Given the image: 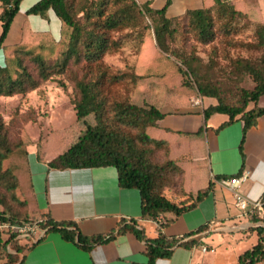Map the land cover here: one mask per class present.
I'll use <instances>...</instances> for the list:
<instances>
[{"label": "trees", "instance_id": "obj_1", "mask_svg": "<svg viewBox=\"0 0 264 264\" xmlns=\"http://www.w3.org/2000/svg\"><path fill=\"white\" fill-rule=\"evenodd\" d=\"M20 2L21 0H0V50L4 55V63L0 65V97L23 95L33 91L53 76L64 74L70 66L100 62L106 53L116 51L122 45L120 40H111L110 33L118 28L130 26L136 20L142 19L145 14L157 19V24L153 27L154 39L158 49L163 53L168 52L165 38L167 33L171 34L170 25L175 20L186 19L198 38L206 42L214 33L212 11L222 18L235 19L243 16L241 12L220 0H211L201 9L186 11L175 18L165 16L170 0H167L159 10L150 8L148 4L139 5L135 0H120L111 12L107 11L110 0L95 2L39 0L26 14L45 18L47 12L51 10L60 21L59 38L55 40L49 33H34L23 27L21 42L4 47L12 21L19 11ZM80 14L82 15L79 16ZM255 33L257 44L264 49V24L259 25ZM146 60L145 63H148ZM179 60L186 68L185 71L175 65L182 79L184 87L182 91L191 88L202 98L217 100V104L209 105L202 110L204 122L214 114H223L228 117V121L220 126L223 128L238 119L243 123V141L257 118L264 115V106H258L260 97L264 95V55L257 65L247 61H236V65L252 78L255 85L251 91L241 90L239 100L234 105L220 99L210 82L200 80L187 60L183 58ZM99 73L95 79L82 78L75 82V116L77 122L82 123V132L76 141L58 154H55L54 148H48L41 153L37 147L36 161L39 163L47 161V167L56 170L113 167L120 188L138 191L141 218L155 220L162 217L157 236L148 238L144 229L138 226L137 220L121 219L117 228L108 234L87 237L81 234L72 222H55L48 216L37 215L31 209V203H28L26 196L21 194L26 188L31 192L28 153L24 146L19 147L18 143H10L1 120L0 220L8 219L13 223L40 222L44 233H57L65 242L75 244L87 252L94 246L113 240L117 235L129 232L144 243L146 264H155L158 259L169 258L175 247L188 249L200 245L199 234L206 226L199 227L182 237L167 238L161 233L162 228L195 208L211 188V183L203 190L192 188L195 170L189 167L197 162L195 158L200 152L198 142L203 135V128L194 134H188L164 130L158 126V121L164 116L160 111L162 102H170L174 109L189 105L190 102L186 100L184 103V100L171 98V92L166 87L151 85L149 92L151 98H158L156 103L143 106L128 102L109 103L101 90L107 76L104 71ZM189 79H193L194 87ZM110 80L118 82L123 80V77L113 76ZM250 103L253 106L248 109ZM90 116L94 123L87 121ZM128 130L136 132L131 135ZM178 144L181 148H178ZM154 149H165L168 161L161 165L152 162L151 155ZM188 168L189 170L185 172ZM183 172L185 199L175 202L166 198L163 189L171 183L173 177L175 179V176H181ZM222 178L226 177H216L218 180ZM260 202L264 210V195ZM251 220L256 222L258 219L254 217ZM253 231L258 237L257 243L239 255L234 264H264V227L258 226ZM33 245L34 242L30 240L19 245L12 237L0 240V259H5L6 263H14L18 259L17 254L28 251ZM7 246L15 251L16 255L6 252Z\"/></svg>", "mask_w": 264, "mask_h": 264}, {"label": "crops", "instance_id": "obj_2", "mask_svg": "<svg viewBox=\"0 0 264 264\" xmlns=\"http://www.w3.org/2000/svg\"><path fill=\"white\" fill-rule=\"evenodd\" d=\"M38 1L21 0L19 11L5 39V41L9 39L17 16L22 14L23 20H20L18 35L15 34L11 46L21 42L23 27L34 33H49L55 40L59 38L60 21L51 10L47 12L45 18L26 14ZM135 1L139 5L148 4L150 8L159 10L167 0ZM209 1L211 0H170L165 16L166 18L181 16L186 11L201 9ZM58 29L59 34L56 37ZM3 46L5 47V44ZM203 102L208 106L214 105L211 99L204 98L200 104ZM202 110L201 105L178 109L176 112L170 107L160 110L164 115L158 121L161 129L194 134L203 128V135L198 142L200 152L195 160L205 164L206 173L205 176L200 175L203 185L197 189L207 188L208 183H211V188L195 208L183 213L172 224L161 229L162 235L170 238L182 237L199 227L206 226L199 234L201 244L188 249L175 247L169 258L158 259L155 264H206L203 262L204 255L216 252L206 242L212 235L231 238L230 242H225L229 247L255 236L254 228L264 227V210L255 207V203L264 195V115L257 118L255 125L247 131L242 141L243 123L240 120L235 119L229 125L220 128L228 121V117L214 114L204 122ZM46 162L39 163L35 155L28 156L32 201L30 207L37 215L48 216L55 222H72L81 234L87 237L108 234L117 228L121 219L137 220L138 226L144 229L148 238L157 236L162 217L155 220L141 218L138 191L120 188L113 167L56 170L49 169ZM242 171L249 173L248 180L241 188L249 205L245 214H238L234 210L233 195L219 185L216 177H233ZM254 217L258 219L256 222L251 220ZM39 239L33 241L34 245L28 251L17 254V261L11 264L147 263L144 243L129 232L117 235L105 244L94 246L88 252L79 249L75 244L65 242L57 233H44ZM257 241L258 237L256 243ZM24 242H19V245ZM255 244H252L249 250ZM202 246L210 249L202 253ZM6 252L16 255L9 246ZM0 264L10 263L0 259Z\"/></svg>", "mask_w": 264, "mask_h": 264}, {"label": "rangeland", "instance_id": "obj_3", "mask_svg": "<svg viewBox=\"0 0 264 264\" xmlns=\"http://www.w3.org/2000/svg\"><path fill=\"white\" fill-rule=\"evenodd\" d=\"M119 1L110 0L107 11H113ZM220 1L241 12L243 16L235 19L222 18L212 11L214 33L206 42L198 38L186 19L175 20L170 25L171 34L167 33L165 38L168 52L163 53L158 49L154 39L153 27L157 24V19L145 14L142 19L136 20L130 26L118 28L110 33L111 40H120L122 45L118 50L106 53L100 62L70 66L64 74L53 76L33 91L23 95L0 97V120L5 126L8 140L12 144L18 143L19 147L24 146L28 156L35 155L37 147L40 148L41 153L48 148H54L55 154L63 152L82 132V123L77 122L74 109L75 82L82 78L95 79L100 71H104L107 76L101 90L109 103L128 102L136 106L156 103L158 98H151L149 91L151 85H158L166 87L171 92V98L184 100V103L186 100L190 102L189 105L186 104L179 109L200 107V105L204 109L208 106L204 102L200 104L204 98L191 88L182 91L184 88L182 79L175 65L185 71L186 68L179 58L188 61L200 80L210 82L217 90L220 99L234 105L239 100L241 90L251 91L255 85L252 78L236 65V61H247L257 65L264 55V49L257 44L255 33L256 28L264 24V0ZM17 17L16 23L13 22L9 39L4 41L5 46H11L15 34L18 35L23 16L21 14ZM56 34L55 36L58 37L59 29ZM3 61L4 55L0 50V65H3ZM118 75H122L123 80L118 82L110 80L111 77ZM189 80L194 87L193 79ZM211 100L213 104H217L216 99ZM170 104L164 101L160 109L165 107L173 109ZM263 105L264 95L258 101L259 107ZM252 106L250 103L248 109ZM87 121L94 123L91 116ZM128 132L134 135L136 131L128 130ZM178 145V148H181L180 144ZM151 157V161L159 165L168 161V153L165 149H154ZM189 167L195 170L192 188L196 190L203 185V180L199 177L205 176L206 167L202 162L192 163ZM188 170L189 168L185 169V172ZM183 176L184 172L181 176H175V179L173 177L171 183L173 181L174 183H169L163 189L166 198L175 202L185 199ZM21 194L26 196L28 203L32 202L27 188ZM234 210L241 214L236 208ZM227 238L212 235L207 239L206 242L216 252L206 253L203 257L204 263L234 264L239 254L249 250L257 239L255 235L228 247L225 242H230L231 238Z\"/></svg>", "mask_w": 264, "mask_h": 264}, {"label": "built area", "instance_id": "obj_4", "mask_svg": "<svg viewBox=\"0 0 264 264\" xmlns=\"http://www.w3.org/2000/svg\"><path fill=\"white\" fill-rule=\"evenodd\" d=\"M249 173L242 171L239 175L222 178L218 181L219 185L228 190L234 199V207L245 214L247 211L249 202L245 195L242 194L241 188L248 180ZM255 207L261 210V202L255 203ZM44 234V230L40 226V222H22L13 223L8 219L0 220V240L4 241L10 237L14 238L18 242H26L27 240L36 241ZM202 253L208 252L207 247H201Z\"/></svg>", "mask_w": 264, "mask_h": 264}]
</instances>
